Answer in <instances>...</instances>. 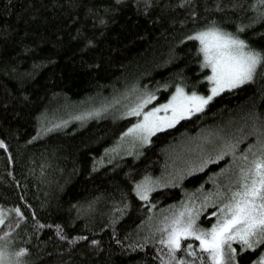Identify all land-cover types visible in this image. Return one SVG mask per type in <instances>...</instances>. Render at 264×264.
Wrapping results in <instances>:
<instances>
[{"label": "trees", "instance_id": "obj_1", "mask_svg": "<svg viewBox=\"0 0 264 264\" xmlns=\"http://www.w3.org/2000/svg\"><path fill=\"white\" fill-rule=\"evenodd\" d=\"M215 2L192 0L197 24L215 16L234 30L226 17L243 14L244 23L253 18V0H241L239 9L220 0L218 10ZM189 11L178 0H153L147 13L133 0H0V205L12 217L16 206L24 212L8 243L12 250L28 249L27 264H159L150 227L170 206L180 207L182 198L199 203L214 188L210 174L232 156L203 171H192V165L214 154L221 137L249 132L256 113L264 117V78L258 74L254 82L214 97L202 114L155 133L136 156H105L134 115L113 107L77 118L125 91L131 92L129 104L146 86L163 101L171 93L158 83L172 79L173 90L180 69L203 91L207 83L200 77L209 69L197 71L198 42L183 40L194 27ZM244 35L264 48V22ZM255 140H242L240 151ZM146 175L165 185L153 188L149 202L133 191ZM181 175L183 180L170 182ZM231 175L214 179L223 184ZM214 210L209 205L205 211ZM213 219L201 214L200 223L207 227ZM233 246L239 250V242ZM260 252L264 246L246 250L240 264H251Z\"/></svg>", "mask_w": 264, "mask_h": 264}, {"label": "snow or ice", "instance_id": "obj_2", "mask_svg": "<svg viewBox=\"0 0 264 264\" xmlns=\"http://www.w3.org/2000/svg\"><path fill=\"white\" fill-rule=\"evenodd\" d=\"M133 2L138 10L142 7L145 13L153 6V0ZM178 4L190 9L188 18L194 27L183 40L198 42V59L195 62L199 64L197 71L210 69L207 75L201 74L200 77L201 81L207 83V87L201 91L200 81L189 84L184 69H180L173 74V78L179 81L175 83L174 90L169 88L172 79L169 83H158L159 89H168L171 93L163 102L153 106L158 95L156 88L146 86L139 89L124 112V115H134L135 123L121 133L122 138L131 134L133 144H149L155 133L176 125L184 118L202 114L209 102L226 89H235L254 82L258 74L264 78V73L260 72L264 68V48L253 46L244 35L245 30L252 24L264 22V0H253L248 6L254 15L247 23L242 22L243 14L239 18L226 17L235 24L234 30L225 27L224 21L215 16L206 19L203 24H197L199 14L192 0H178ZM227 6L239 9L243 4L241 0H231ZM214 7L221 9L220 0H216ZM205 10L208 11L207 6ZM99 22H105L103 17ZM185 22L181 21L182 24ZM189 87L190 91L187 90ZM102 110L97 108L86 111L77 118L88 117ZM251 135L256 136L255 142L240 151L241 141L247 140ZM220 139L222 143L214 154L192 165V171H203L214 161L228 154L232 156L225 168L208 177L213 179L214 188L207 190L199 203L182 198L180 207L177 208L175 204L170 206L173 210L157 219L149 229L152 242L156 245V259L159 264H240L238 256L241 253L264 246V117L256 113L249 132L243 133L241 129L236 138ZM3 144L4 141L0 140V145ZM229 171L232 175L225 177L223 184L214 179ZM183 178L181 175L170 177L169 180L179 181ZM164 186L160 178L153 180L146 175L142 181L135 182L133 191L141 200L149 202L153 188ZM200 187L203 188V182ZM209 205L214 206L215 210L206 212ZM5 211L0 205V225H4L6 221L8 223V230L0 232V264H27L23 256L28 249L20 247L10 250L9 243L5 242L13 232L12 225H18L24 218V212L20 206H16L15 217H5ZM201 214L213 217V222L205 227L200 223ZM56 227L57 235H60V226ZM115 235L114 231L113 236ZM193 239L198 243H193ZM185 240L187 242L182 243ZM233 242H239V250L233 246ZM92 243L96 244L97 241ZM136 247L140 248L142 244H137ZM180 252L184 254L180 255ZM251 264H264V252H260Z\"/></svg>", "mask_w": 264, "mask_h": 264}, {"label": "rangeland", "instance_id": "obj_3", "mask_svg": "<svg viewBox=\"0 0 264 264\" xmlns=\"http://www.w3.org/2000/svg\"><path fill=\"white\" fill-rule=\"evenodd\" d=\"M210 71V69H209ZM174 90V89H173ZM188 90V89H187ZM190 91V90H189ZM131 96V92L130 91H125V92H122V93H119V94H115L114 96H112L110 99L104 101L102 104H101V109H103L102 111H107L109 108H113V107H116L117 110L120 108V111H119V114L121 115V113L123 114V116H127V115H124V112L126 110V108L128 107V98H130ZM166 100V99H165ZM164 101V100H163ZM163 101H154L153 102V106L155 103H160V102H163ZM101 111V112H102ZM135 123V121L133 122ZM145 144H140V143H135L133 144L132 143V139H131V134H127L125 137H120V139H118L113 146H111L108 151H106V158L107 159H114L122 154H128V155H133V156H136L138 155L141 150H142V147L144 146ZM12 211V214L13 216L15 217L16 213L14 210H11ZM5 217H12V215L9 213V211H5ZM3 228H8V223L6 221V223L4 225H0V232H6L4 231L5 229ZM8 243V237L6 238V241ZM10 250H12L10 248Z\"/></svg>", "mask_w": 264, "mask_h": 264}, {"label": "bare ground", "instance_id": "obj_4", "mask_svg": "<svg viewBox=\"0 0 264 264\" xmlns=\"http://www.w3.org/2000/svg\"><path fill=\"white\" fill-rule=\"evenodd\" d=\"M3 147H4V145H3ZM8 209V208H7Z\"/></svg>", "mask_w": 264, "mask_h": 264}]
</instances>
